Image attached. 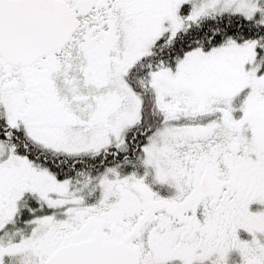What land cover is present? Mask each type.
<instances>
[{"label": "snow or ice", "instance_id": "obj_1", "mask_svg": "<svg viewBox=\"0 0 264 264\" xmlns=\"http://www.w3.org/2000/svg\"><path fill=\"white\" fill-rule=\"evenodd\" d=\"M0 264H264V0H0Z\"/></svg>", "mask_w": 264, "mask_h": 264}]
</instances>
